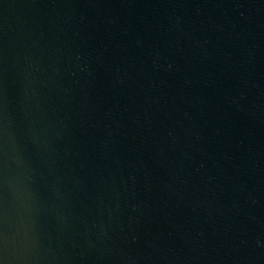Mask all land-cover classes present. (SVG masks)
I'll use <instances>...</instances> for the list:
<instances>
[{
	"label": "water",
	"instance_id": "water-1",
	"mask_svg": "<svg viewBox=\"0 0 264 264\" xmlns=\"http://www.w3.org/2000/svg\"><path fill=\"white\" fill-rule=\"evenodd\" d=\"M0 264H264V0H0Z\"/></svg>",
	"mask_w": 264,
	"mask_h": 264
}]
</instances>
